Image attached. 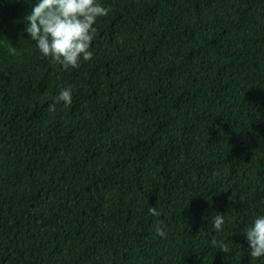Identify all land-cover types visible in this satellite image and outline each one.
Here are the masks:
<instances>
[{
  "label": "trees",
  "instance_id": "1",
  "mask_svg": "<svg viewBox=\"0 0 264 264\" xmlns=\"http://www.w3.org/2000/svg\"><path fill=\"white\" fill-rule=\"evenodd\" d=\"M37 2L0 0V264H264V0H99L79 68L25 32Z\"/></svg>",
  "mask_w": 264,
  "mask_h": 264
},
{
  "label": "clouds",
  "instance_id": "2",
  "mask_svg": "<svg viewBox=\"0 0 264 264\" xmlns=\"http://www.w3.org/2000/svg\"><path fill=\"white\" fill-rule=\"evenodd\" d=\"M108 12L109 9L99 0H38L26 17L25 32L36 42L44 57L65 68H79L81 59L89 61L93 58L91 46L97 35L95 25L98 19L106 16ZM8 52L10 55L18 54L16 48L11 45ZM60 102L65 105L72 103L70 87L60 91L56 103ZM49 110L55 111V105H49ZM149 213L157 217L160 215L156 207H151ZM213 222L216 231H223L224 214L217 213ZM154 229L160 237L167 235L162 222L155 224ZM244 233L252 260L264 257V215L254 217ZM212 243L220 251L230 253L228 244L217 242L215 239Z\"/></svg>",
  "mask_w": 264,
  "mask_h": 264
}]
</instances>
